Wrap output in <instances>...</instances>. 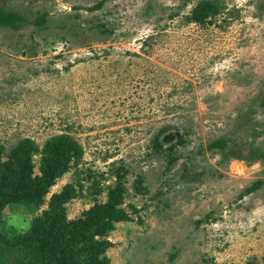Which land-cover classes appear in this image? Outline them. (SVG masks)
<instances>
[{
  "label": "rangeland",
  "instance_id": "rangeland-1",
  "mask_svg": "<svg viewBox=\"0 0 264 264\" xmlns=\"http://www.w3.org/2000/svg\"><path fill=\"white\" fill-rule=\"evenodd\" d=\"M100 1L0 0L31 21L47 15L44 30L0 28L3 159L24 138L41 147L67 134L81 145L85 173L64 174L46 203L86 171L111 185L112 165L123 166L132 220L108 236L111 264H264V184L244 194L264 180V161L208 149L219 138L244 154L264 149V0H216L225 9L204 26L184 23L200 0H106L86 10ZM164 128L162 138L174 135L165 147L176 135L183 142L157 154L151 140ZM138 177L144 194L132 186ZM96 198L104 202L106 189ZM93 202L84 189L65 205L67 220ZM46 203L28 214L7 208L4 230L27 229Z\"/></svg>",
  "mask_w": 264,
  "mask_h": 264
},
{
  "label": "trees",
  "instance_id": "trees-1",
  "mask_svg": "<svg viewBox=\"0 0 264 264\" xmlns=\"http://www.w3.org/2000/svg\"><path fill=\"white\" fill-rule=\"evenodd\" d=\"M105 1L101 0L86 10H99ZM224 9V5L216 0H200L184 17V23L199 26L213 24ZM46 17V13L40 14L31 21L21 14L0 7V28L19 30L33 24L44 30ZM103 27L104 25L99 26ZM104 31L111 34L107 29ZM261 106L264 107V97L261 99ZM165 132V128L161 129L151 140V150L154 153H162L166 149L170 151L173 146L183 142L180 138L165 147V142L162 141ZM229 144V140L219 138L210 142L208 149L223 152V160H228L233 155V158L245 160L248 164L257 160L264 161V149L256 148L244 154L240 146L232 145L229 148ZM37 155L40 156L39 173L35 174L34 156ZM4 156V150L0 147V264H111L106 252L113 247V243L108 240V236L115 230L116 224L132 220L123 207L128 194L125 187L127 173L123 166L112 165L110 176L114 178V182L111 185H100L95 173L86 171L83 179L63 186L46 203L45 198L50 188L64 174L72 169L77 175L85 173L79 167L83 159L81 145L67 134L52 136L41 147L34 140L24 138L9 150L5 159ZM176 159L169 157L168 163L171 164ZM98 176L103 178V174ZM83 180L90 182L89 186H85ZM142 183L141 177L133 182L132 186L137 193L146 192ZM263 184V179L253 182L245 188L244 194L257 191ZM84 189L92 197L93 205L83 211L79 218L67 220L65 205L82 196ZM105 189L106 200L98 202L96 197ZM45 203L46 208L34 215L27 229L18 230L13 228L15 226H10L4 230L7 208L22 207V213L28 214L37 211ZM131 209L135 211L133 206Z\"/></svg>",
  "mask_w": 264,
  "mask_h": 264
},
{
  "label": "flooded vegetation",
  "instance_id": "flooded-vegetation-1",
  "mask_svg": "<svg viewBox=\"0 0 264 264\" xmlns=\"http://www.w3.org/2000/svg\"><path fill=\"white\" fill-rule=\"evenodd\" d=\"M173 134L171 133V134H169V135H167V137L166 136H164L163 138H162V141L163 142H165V139H172L173 138ZM177 137H179L178 135H176V138H175V141L178 139Z\"/></svg>",
  "mask_w": 264,
  "mask_h": 264
},
{
  "label": "water",
  "instance_id": "water-1",
  "mask_svg": "<svg viewBox=\"0 0 264 264\" xmlns=\"http://www.w3.org/2000/svg\"><path fill=\"white\" fill-rule=\"evenodd\" d=\"M179 136V135H178ZM178 138V137H177Z\"/></svg>",
  "mask_w": 264,
  "mask_h": 264
}]
</instances>
